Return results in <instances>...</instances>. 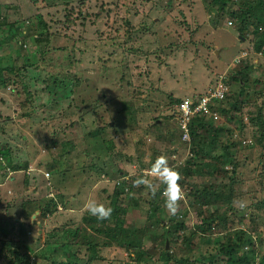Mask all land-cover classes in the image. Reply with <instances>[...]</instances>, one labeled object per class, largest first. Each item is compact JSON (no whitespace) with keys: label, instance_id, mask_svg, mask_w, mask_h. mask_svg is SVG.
I'll list each match as a JSON object with an SVG mask.
<instances>
[{"label":"rangeland","instance_id":"1","mask_svg":"<svg viewBox=\"0 0 264 264\" xmlns=\"http://www.w3.org/2000/svg\"><path fill=\"white\" fill-rule=\"evenodd\" d=\"M64 1L37 0L36 5L39 9L30 3L31 8H25L23 11L25 6L28 8L29 0H0V5H3L2 8L0 7L1 12L9 3L22 7L17 13L19 17L22 15V18H25L18 23L23 31L31 32L30 27L33 26L36 32L46 30L48 35L47 39L42 38L39 43L26 37L20 49L14 44L18 38L16 29L12 28L5 33L0 29V66L21 67L16 73L9 75L13 82L0 86V149H8L16 164L23 163L24 160L28 162V170L12 171L8 166V160L1 158L0 155V223L4 225L2 221L17 219L22 201L25 202L30 197L38 201L44 195L51 196V186L53 192L65 190V199L69 196L67 200L70 202L68 204L70 210L62 216H58L56 212L41 220L42 222L38 218L34 219L37 225L41 224V232L38 233L39 226L35 227L27 240L31 246L29 248L34 251L31 253L36 259H33V264H42L43 260L50 257L52 247L59 246L57 243L62 245L68 240L66 233L59 237L49 236L47 232L53 227H59L60 222L66 220V230L73 228L75 223L68 222V218L75 217L78 220L89 199H95L105 205L108 203L106 194L101 190L105 186L110 192L112 184L108 182L107 176L101 177L103 181L93 182L95 176H92L94 172L92 164L100 167L105 162L111 166H124V155L138 154L145 164L142 166L149 168L147 163L151 160V149L155 150L152 147L158 141L159 146L162 144L160 152H164L167 158L169 154L172 158L177 154L176 163H171L169 159L168 162L171 167L178 169L182 176L181 180H185L180 163L183 164L186 157L190 156V145L193 142L171 141L173 133H178V129L173 124L175 118L171 117L176 104L171 102L173 98H193L195 95L205 94L216 80L230 77L232 72L240 69L248 74L244 82L251 88L250 92L254 87L255 79L256 88L264 86V56L257 54L254 45L261 40L264 42V7L243 20L242 15L234 18L229 14L219 15L216 11L219 10L218 5L211 0H122L124 4L129 3L130 6L120 4L121 0H92L79 14V18L85 17L86 24L89 22L90 25L100 26L102 36L88 47L80 44L78 51L75 47L77 33L66 32L67 36L65 34ZM246 1L248 2V0H229L226 4L246 3ZM93 12H98L97 18L86 15ZM39 15L45 25L33 21L34 19H28ZM229 19L233 21L230 26L227 25ZM126 20L129 22L128 25L124 23ZM242 20L247 21L242 23ZM137 21H142L141 26L149 32L154 31L157 41L151 40V35L136 33L135 31L141 28ZM257 24L261 26L260 30L254 29ZM76 28L81 29V25ZM72 30L73 28L67 31ZM72 37L74 40L71 39ZM145 50L151 54L148 55ZM242 51H248L249 54L238 64L236 59L241 58ZM254 63L257 65L253 66ZM33 67L39 70L36 71L37 75L31 72ZM69 73H75L77 77L82 78L73 93L68 92L69 88L71 89L69 84L71 79L67 81L69 88H62L61 94L55 89L48 91L50 86L60 87L61 79L66 74L71 75ZM46 84H49L48 88ZM235 84L229 87L233 93L236 92ZM59 94L63 95L62 98ZM54 98L62 101L60 106L54 102ZM122 101L125 103L124 109L121 108ZM260 101L264 102V95L258 97V103ZM98 104H101L99 108H105L107 112L104 117H98L93 122L90 109ZM241 108L243 119L247 122L249 114L252 113L254 116L256 113L257 106L250 102ZM57 109L62 110L65 114L64 118L53 119ZM83 113V118H80ZM153 122L159 123L160 127L163 125L164 128L160 131L155 124L149 126ZM96 123L98 126H106L101 130L102 140L98 138L99 141L89 135H83ZM224 124L233 130V134L232 136L220 134L218 142L238 141L239 137L240 140H252V144L255 145L252 148H240L241 150L238 151L230 147L233 153L236 152L239 164L244 166L251 164L244 161L243 157L250 156L255 160L256 154L263 147L256 142L257 135L254 134L257 128L248 123L244 136L241 137L236 132L235 120H227ZM53 139L62 144L66 152L62 156L57 157L54 154L55 150L46 147ZM139 140L144 142V145L138 144ZM220 153L218 151L214 158ZM155 154L157 156V153ZM119 155L122 156L121 159ZM200 156L209 159L203 152ZM252 163H256V160ZM53 166L66 170V176L61 177L57 168ZM132 166H136V163L134 162ZM228 166L229 163L227 166L222 165L219 171L215 172L211 169L200 171L198 168H193L195 173L190 175L188 180H194L200 183V186L210 181L227 182L228 172L225 170ZM249 166L243 168L244 175L253 167L249 168ZM31 168L34 170L30 171ZM48 170H50L49 179L46 178L48 174L45 172ZM260 170L259 168L256 171L251 170L246 176H253ZM261 179L263 184L253 180L242 184L246 195L238 204L248 203L252 195L257 199H264L263 173ZM183 190L186 196L187 187ZM147 191L148 189L143 185L134 187L133 199L138 198L139 195L148 196ZM72 193H75L76 199L80 200L79 206L74 204L71 206ZM121 210L124 208H120L116 213H120ZM179 212L186 214L185 221L188 226H192L198 219L196 209L189 206L186 197L181 202ZM134 214L135 212L128 208L126 224L134 227L133 225L138 223L136 226L138 228L143 218L140 216L141 222L139 223L138 220L136 223ZM158 214L165 216L163 211H159ZM25 220L31 222L32 218ZM256 222L255 224L245 216L241 227L248 235L257 239L259 236L264 237V210H261ZM111 223L108 221L109 225ZM226 231L223 229L220 234ZM96 235L103 237L102 233ZM216 235L219 234H212L209 237L212 239L210 243L209 238L205 237L199 241L202 250H208L211 256L215 253ZM135 237L138 240L140 235L135 234ZM154 238V234L149 233L140 240L143 245L149 247L154 243ZM127 240L130 238L127 237ZM193 241L195 242L196 239ZM162 242H165V239L160 237V244L153 250V255L158 253ZM74 246L70 248V252L76 251L78 257L86 258L87 246L80 240L77 245L74 243ZM98 250L106 261L97 264H108V261L116 264L131 262L127 259L125 250L117 247L116 244L101 246ZM255 250L258 254L256 261L258 264H264V243L257 244ZM40 251L44 259L34 255L35 252L40 254ZM63 253L68 255L67 252ZM189 256H192L191 251ZM196 264L199 262L197 261ZM216 264L221 262L218 261Z\"/></svg>","mask_w":264,"mask_h":264},{"label":"trees","instance_id":"2","mask_svg":"<svg viewBox=\"0 0 264 264\" xmlns=\"http://www.w3.org/2000/svg\"><path fill=\"white\" fill-rule=\"evenodd\" d=\"M90 1L92 0H89L88 2L87 0H65L63 2L65 34L66 32L77 33L78 38L75 41V47L78 51L80 50V44L88 47L93 41L102 36V30L100 26L97 24H95V26L90 25L89 22L86 24L85 17L79 18V14L83 12L87 3ZM228 1L229 0H211L212 3H216L218 5L219 10H217V12L219 15L229 14L232 18L237 15H242L243 20L248 19L250 15L255 14L258 10L264 7V0H248L246 3L232 2L230 5L226 4ZM30 3L33 7L37 6V0H29L28 8L25 6L23 11L25 8H31ZM120 4H124L122 0ZM124 5L130 6L129 3H125ZM0 7L2 8L3 5H0ZM20 8L22 7L18 6L17 4L9 3L3 12L0 11V29H2V31L5 33L6 31L15 28L18 32V35H16L18 38L14 41V44H17L20 49L25 43L26 37L32 38L35 43H39L42 38L47 39L48 35L46 30L36 32L33 26L30 27L31 32L22 30L23 28H21L18 23L21 20L24 21L25 18L23 19L22 15L19 17L17 11H19ZM35 8L39 9L38 6ZM129 10L131 11V9ZM221 10L224 11V13ZM134 13H136V11ZM86 15L97 18L96 16H98V12H93ZM89 17L87 19H89ZM28 19H34L33 21H38L39 23L44 24V21L40 15L36 16V18L29 17ZM243 20L241 21L242 23L247 21ZM142 21L144 22V20ZM142 21H137L139 22L141 28L137 29L135 32L140 33V35H151L152 39H149H154V42L157 41L155 32L152 31L151 33L146 30V28L142 27V24H140ZM124 23L125 25L129 24L128 20L124 21ZM78 25H81V29L77 30L76 26ZM72 28V31H67ZM259 28H261V26L258 24L254 27V29L260 30ZM71 39L74 40L73 37ZM254 45L256 52L264 56V42L261 40L260 43H256ZM24 47H26V45H24ZM145 51L146 53L148 52L147 50ZM160 52L162 51H159V53ZM243 58L240 59L239 64L242 62L241 60ZM256 65V63L253 64V66ZM20 69L21 67L17 65L0 66V86H5L8 83L13 82L9 75L16 73ZM36 71L39 70L35 69V67H33V70H31V72H34L35 74L37 73ZM69 74L72 76L68 74L63 76L60 81L62 82L60 87L51 88L50 86L48 91L55 89V91H58L61 94L62 88H69L67 81L71 79L72 81L69 83L71 85V89L69 88L68 92L72 91L73 93L74 89L77 87L82 78L77 77L75 73ZM231 74L232 75L230 77L228 76L227 78L223 79V82L228 86V88L236 83V92L233 93L228 89L224 93L223 98L216 102L215 106L217 107L220 116L226 114L229 121L235 120L237 127L236 132H238L239 136H244L245 128L247 127L248 123L253 124V126L257 128L256 134L253 132L252 135H257L256 142L263 147L259 150L258 154H256V163H252L255 161L253 157L244 156L243 160L250 162V166L239 164L236 158V152L234 151L235 153H233V151L230 150V147H234L238 151L244 149L245 147L252 148L255 146L254 143L252 144V140H240L239 137L238 141L233 140L232 142H228V140H226V142H218L220 134H225L228 136H232L233 134V130L225 126L224 119L221 118L215 121H209L204 116L194 117L190 123V127L191 131L196 137L192 141L193 144L190 145V156L186 157L183 164L180 163L182 166V174L185 179L181 180L180 183L183 188L187 187L188 193H186L185 196L187 203L190 207H194L196 209V214L198 216V219L192 226H188L186 224V214L184 215L180 212L176 216L167 214L168 211L164 206L165 199L163 197L165 186L158 180L154 181L158 186V190L154 197L149 191H147L148 196L139 195L138 198H134L136 201H133V181L137 178H140L144 173L149 172L155 159L158 156L164 155V152H160L159 150L162 148V144L159 146L158 141H156L152 147L155 150L153 151L151 149V154L153 152L154 154H150L151 160L147 163L149 168L142 166L145 164L142 159L138 157V154L136 156L134 154L124 155L125 162L121 161L124 163V166H111L105 162L102 163L100 167H96L92 164V170L94 171L92 176H95L93 182L103 181L101 177L107 176L106 178H108V182L112 184V186H110V192L105 186H103L101 190V192L106 194V198L108 200L106 205L112 207L114 210L112 216L107 220H98L96 217L89 215L84 209L81 211V216L78 218V220H76L75 217L68 218V222L75 223L73 228H67L69 231L66 230V220L60 222L59 227H53L47 233H49L48 235L52 237H59L61 234L66 233L68 234V240L64 241L62 245L57 243L59 246L52 247L49 254L50 257L46 260H43L42 264H97L101 261H106L103 258V255L100 254L98 250L99 247H108L112 246L113 244H116L117 247H122L125 250L127 259L131 260V262L128 264H148L149 262H151V264H196L197 261L199 264H216L218 261H220L221 264H258L256 261L258 254L255 250V246L257 244H263L264 237L259 236L257 239L252 238L247 234L246 230L241 227V223L245 220V216H248V219L255 224L257 223L256 221L259 218L261 210H264V199H257L254 195H252L250 201L246 203V207L243 210L239 208L240 204H238V202L244 200L246 195L242 184L244 185L251 180L263 184L261 174H264V107L262 108V106H264V102L260 101L258 103V97L260 98V95H264V86H259L256 88L255 79L254 87L252 88V92H250L251 88H249L247 83L244 82L248 78V74H245L242 69L234 71ZM258 80L259 79H257V81ZM53 82H55V80ZM46 85H48V88L49 84ZM60 94L59 96L62 98L63 95ZM200 96L201 95H195L193 99L198 101ZM185 98L188 97H182L180 99L173 98L171 100L172 103L176 102V104H174L173 115L171 117H174L175 107L179 104L178 102ZM54 99V102L60 106L62 101L58 100L57 98ZM71 101L73 104L74 100L72 99ZM50 102H52V100ZM250 102L256 104L257 109L254 116L252 113H248L249 117L246 120L247 122H245L241 107L244 104H250ZM99 105L101 104H98L97 106L90 109L91 113L93 114V122L96 120V118L98 119V117L100 118L106 115L107 110L105 108H99ZM124 107L125 103L122 101L121 108L124 109ZM61 109H57L54 112L56 114V116L53 118L54 120H60L61 118L65 117V114ZM129 112L131 119L132 110ZM83 116L84 113L80 115V118H83ZM154 124L157 127V130L161 131L164 128L163 125L160 127L159 123L155 122L149 126ZM173 124L178 129V133H173L171 141L182 140V129L178 123L174 122ZM104 127L106 126H98V123H96L93 128L85 131L83 135H89L91 138L96 140H98V138L101 139V130L104 129ZM201 131L204 132V134ZM138 142V144L144 145V142L141 140ZM46 147L55 150L54 154L57 157L66 153L62 147V144L55 141L54 139L49 144H47ZM218 151L221 153L218 154L217 158H214ZM202 152L205 156H208L209 159H204V156H200V153ZM51 153H53V151H51ZM155 153H157V156ZM0 155L1 158L4 157L8 160V166L11 167L10 169L12 171H20L22 169L24 171L26 169L28 170L27 160H24L23 163L16 164V162L12 159V153L8 151V149H0ZM176 155L174 158L171 157V154L168 155V159L171 163H176ZM119 156L121 159L122 156ZM134 162L136 163V166H132ZM228 163L229 166L225 170L228 172L227 182L220 181L214 183L210 181L203 183V186H200V183L194 182V180H188V177L195 173L193 168H198L200 171L211 169L212 172H215L219 171V168L222 165L227 166ZM247 166H249V168L253 166L250 170H248V172L251 170L256 171L258 168L261 170L259 173H256L253 176H246L248 175V172L244 175L242 170L243 168L246 169ZM32 170H34V168H31L30 171ZM57 170L61 177L66 176V170L62 168H57ZM45 172L48 174L46 178L49 179L50 170ZM27 173L30 172L27 171ZM148 178L153 179L151 176ZM51 187V196L44 195L38 201L33 197H30L25 202L22 201L17 219L14 218L12 221L5 220V222L1 220L4 225L0 223V263L33 264V259H35V257H32L31 253L34 251L30 249L31 246L28 244L27 240L35 227H38L34 219L38 218L39 221L42 222L41 220H45L53 213L57 212L58 216H62L65 212L70 210L68 209V204H70V202L67 200L69 196L66 193V196L68 197L65 199V190L60 189L59 191L53 192ZM45 197L46 201L44 202ZM76 198L77 195L72 193L71 206H73V204L78 205L80 203V200ZM122 207L124 210H121L120 213H116ZM128 208L135 212L134 215L136 217L134 221H136V223L138 220L140 223L141 217L143 218L142 224L138 228H136L138 223L133 225L134 227L129 226L130 224H126ZM159 211L165 212V216H159ZM234 212H237L238 214L235 215L233 214ZM55 216L57 217V215ZM27 218H32V221L26 222L25 219ZM108 221H111L112 223L109 225ZM223 229L227 231L223 234H220ZM43 231L45 232V228ZM97 233H102L103 237L101 238L100 236L96 235ZM149 233H153L155 238L154 243L147 247L146 245H143L142 240L140 239L142 236L148 235ZM135 234L140 235L138 240H136ZM212 234H219L215 236L217 241L214 242L216 248L213 256L210 255L208 250L203 251L199 243L200 239L203 237L209 238L212 236ZM127 237H129L130 240H127ZM160 237H163L165 242H162L161 248L158 249V253L153 255V250H155L157 245L160 244ZM193 239H196V241L194 242ZM79 240L87 246L86 258L78 257L79 255L76 253V251L70 252V248L72 246L75 247L74 243L77 245ZM211 240L212 239L209 238L208 242L210 243ZM166 241H168L169 248H166ZM190 251L192 252V256H189ZM63 252H67L68 255H65ZM34 255L42 257L41 255L43 254L40 251V254L35 252ZM108 264L116 263L108 261Z\"/></svg>","mask_w":264,"mask_h":264},{"label":"clouds","instance_id":"3","mask_svg":"<svg viewBox=\"0 0 264 264\" xmlns=\"http://www.w3.org/2000/svg\"><path fill=\"white\" fill-rule=\"evenodd\" d=\"M232 24L233 21L229 19L227 25L230 26ZM248 54V51H242L240 57H246ZM257 54L260 53L257 52ZM240 59L237 58L236 62H239ZM223 79L224 77L221 78V80ZM217 81L218 80H216L215 83L208 88V90L212 89ZM208 90L205 93H207ZM149 176L153 177V179H149ZM181 179L182 176L178 169L171 167L169 165L168 158L164 155H161L158 156L152 163L149 172L144 173L140 178H137L133 181V186L139 187L143 185L154 197L158 190V186L154 181L158 180L161 184L165 186V190L163 193L165 197L164 206L170 215L176 216L180 211L181 202L185 199V193L180 183ZM245 207L246 204L241 202L239 208L243 210ZM84 209L89 215L96 217L98 220L110 219L114 211L112 207L107 206L103 203H99L95 199H89L88 201H86Z\"/></svg>","mask_w":264,"mask_h":264},{"label":"built area","instance_id":"4","mask_svg":"<svg viewBox=\"0 0 264 264\" xmlns=\"http://www.w3.org/2000/svg\"><path fill=\"white\" fill-rule=\"evenodd\" d=\"M228 89V86L220 79L212 89L202 94L198 101L188 97L178 102L179 104L175 107L174 120L182 129V141L190 142L195 138L194 133L191 131L190 123L196 116H204L209 121L221 118L224 121L228 120L226 114L219 115L218 109L215 106L216 102L223 98L224 93Z\"/></svg>","mask_w":264,"mask_h":264},{"label":"water","instance_id":"5","mask_svg":"<svg viewBox=\"0 0 264 264\" xmlns=\"http://www.w3.org/2000/svg\"><path fill=\"white\" fill-rule=\"evenodd\" d=\"M38 226H39L38 233H40L41 232V229H40L41 224H39ZM166 248H168V241H166Z\"/></svg>","mask_w":264,"mask_h":264}]
</instances>
